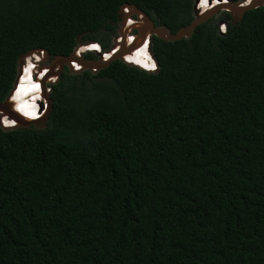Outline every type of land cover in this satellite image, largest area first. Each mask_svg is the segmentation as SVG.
I'll use <instances>...</instances> for the list:
<instances>
[{
	"label": "trees",
	"instance_id": "1",
	"mask_svg": "<svg viewBox=\"0 0 264 264\" xmlns=\"http://www.w3.org/2000/svg\"><path fill=\"white\" fill-rule=\"evenodd\" d=\"M193 2L0 0V101L27 50H106L122 4L173 33ZM221 19L151 35L154 71L146 45L64 68L43 127L0 126V264H264V6Z\"/></svg>",
	"mask_w": 264,
	"mask_h": 264
},
{
	"label": "water",
	"instance_id": "2",
	"mask_svg": "<svg viewBox=\"0 0 264 264\" xmlns=\"http://www.w3.org/2000/svg\"><path fill=\"white\" fill-rule=\"evenodd\" d=\"M198 1L199 0H194L193 2L192 18L189 23L179 27L173 33H170L164 26H161L152 21L146 13L136 8L134 5H120L116 12V16L118 19V26L116 28V31L118 33L117 36L119 37V40H117V36L114 37V39L112 40V44L103 51L104 53L108 54V56H106L107 58L104 60L101 59V55L99 52H92L96 56L94 59L86 60L82 58V52L81 50L79 51L82 43L79 41H77V45L68 55L54 56L52 59L48 60L49 63L45 67L37 68L38 63L41 60L40 58L43 59V57H47V52L45 50L30 49L19 55L17 57L16 73L11 87L8 90L5 98L0 101V126L3 129H6L18 125L24 126L30 123L35 125L38 123V126L40 128L43 127L44 121L46 120L49 109L51 107L49 90L45 85L47 83L51 84L56 82L59 73L64 68H66L71 73L77 72L76 70L72 69V62L78 64L80 66V69L94 68V70L96 71L100 68H103L112 59H119L123 61L124 53H126L127 51H131V49L134 47L141 46L144 41L147 42L148 51L151 55V52L149 50V39L151 35H154L163 40H175L183 37H188L197 24L205 21L207 18H210L211 15L219 8H222L229 14V21L231 24H234L241 19L244 10L258 6H264V0H239L235 2H231L230 0H224V2H222L223 0H215L216 3L214 4H212V0H209V8L205 11H201L197 6ZM123 8H126L127 12L124 13ZM131 15L135 16L134 19L132 18L134 22L128 26H125V19L127 18V16L130 17ZM221 22L222 20H218L216 22V25L220 24ZM132 30H134L132 39H130V41H125V39L127 38V34H129L128 32ZM34 56L40 58L35 60ZM26 58H29V60L33 62L34 66L31 68L29 79H33L38 82L39 91L37 92V94L39 93L40 97L36 100L37 111L40 115L31 119L26 118L25 116H22L18 112H16L12 106L11 101V96L16 88L18 78L22 73L23 63L25 62ZM155 66H157L156 62ZM44 73L46 74L43 76ZM5 120L11 122L10 126H5L3 124Z\"/></svg>",
	"mask_w": 264,
	"mask_h": 264
},
{
	"label": "bare ground",
	"instance_id": "3",
	"mask_svg": "<svg viewBox=\"0 0 264 264\" xmlns=\"http://www.w3.org/2000/svg\"><path fill=\"white\" fill-rule=\"evenodd\" d=\"M212 4L216 3L215 0H212L211 1ZM224 2V0L222 1ZM199 10L201 11H205L206 9L209 8V0H199L198 1V4H197ZM127 36H129L127 34ZM130 39H132V37H127L125 39V41H130ZM119 40V37L118 39ZM133 42V41H131ZM90 42H87L82 44L79 51H85L87 49H94L93 47V44H90L88 45ZM94 43V42H93ZM129 43V42H128ZM145 43L142 44L141 46H137V47H134L131 49V51H127L126 53H124V57L125 59H130V58H133L134 56H136L140 50L144 47ZM105 56H108L107 53H105ZM35 60H37L35 57ZM33 62L29 60V58H26L25 59V62L23 63V68H22V73L20 74L19 78H18V82H17V85H16V88L11 96V101H12V106L14 108V110L16 112H18L20 115L22 116H25L26 118H35V117H38L40 114L36 113V115L34 116L33 114L29 113V112H25L24 110L20 109V108H23L24 105L26 103H32V102H36V100L39 97V93L37 94V92L39 91V87H34L36 85H38V82L35 81V80H30L29 79V76H30V73H31V68L33 67ZM27 69V71H26ZM46 73L43 74V76L45 75ZM23 76H26L27 77V83H23L24 82V78ZM38 96V98H37Z\"/></svg>",
	"mask_w": 264,
	"mask_h": 264
},
{
	"label": "built area",
	"instance_id": "4",
	"mask_svg": "<svg viewBox=\"0 0 264 264\" xmlns=\"http://www.w3.org/2000/svg\"><path fill=\"white\" fill-rule=\"evenodd\" d=\"M123 12L125 13V12H127V9L126 8H123ZM132 18L134 19L135 18V16L134 15H131L130 17L129 16H127V18L125 19V26H128V25H130V24H132L134 21L132 20ZM133 31V30H132ZM132 31H129L128 33V35L129 36H126V37H133L132 36ZM217 31L219 32V33H223L224 31H225V24L222 22V23H220V24H218L217 25ZM118 39V38H117ZM144 43H145V45H146V47H145V50H147V52H148V47H147V42L146 41H144ZM143 43V44H144ZM90 44H93V47H94V49H87V50H83V51H81L82 52V54L84 53V52H88V51H95V50H99V46L96 44V43H89L88 45H90ZM81 47V46H80ZM149 53V52H148ZM147 53V54H148ZM95 55V54H94ZM100 55H101V59L102 60H104V59H106L107 57L105 56V53L102 51V52H100ZM149 55H150V53H149ZM36 59H39L38 57L36 58ZM154 66V64H153V62H152V67ZM71 67H72V69L73 70H76V71H79V70H81L80 69V66L78 65V64H76V63H74V62H72L71 63ZM90 72H95V70H94V68H92V69H88Z\"/></svg>",
	"mask_w": 264,
	"mask_h": 264
},
{
	"label": "rangeland",
	"instance_id": "5",
	"mask_svg": "<svg viewBox=\"0 0 264 264\" xmlns=\"http://www.w3.org/2000/svg\"><path fill=\"white\" fill-rule=\"evenodd\" d=\"M223 12H225V11H224L222 8H219V9H217V10L211 15V18L213 19V21H214L215 23H216L218 20H224V19H221L222 15H223ZM117 26H118V24H117ZM133 32H134V30H133ZM117 35H118L117 31H116L114 34L110 35L109 45L112 44V40H113L114 37H116ZM117 37H118V36H117ZM92 41H93V40H84V41H82L81 43H82V44L87 43V42H91V43H93ZM38 58H40V57H38ZM40 59H41V60L39 61L38 65H37V68H38V67H45V66L48 65L49 61L47 60L46 57H43V59H42V58H40ZM46 89H47V88H46Z\"/></svg>",
	"mask_w": 264,
	"mask_h": 264
},
{
	"label": "clouds",
	"instance_id": "6",
	"mask_svg": "<svg viewBox=\"0 0 264 264\" xmlns=\"http://www.w3.org/2000/svg\"><path fill=\"white\" fill-rule=\"evenodd\" d=\"M222 22L225 24V22H226V20H222ZM221 22V23H222ZM217 26V25H216ZM133 34V33H132ZM94 43H96L98 46H99V50L97 51V50H95V51H88V52H102V51H104V50H102L101 49V46H100V44L98 43V42H96V41H94ZM149 52V51H148ZM150 57H151V55H149ZM124 57V56H123ZM152 58V57H151ZM123 62L124 63H127V64H131V63H129L128 62V60L127 59H125V58H123ZM152 62H153V64H154V66L152 67V69L151 70H146V69H142L141 67H140V69H142V70H145V71H154L155 70V68H156V66H155V61L152 59ZM131 65H133V66H137V65H134V64H131ZM137 67H139V66H137ZM37 98H38V96H37ZM5 126L7 125V126H10V124H11V122H9L8 120H5L4 121V123H3Z\"/></svg>",
	"mask_w": 264,
	"mask_h": 264
},
{
	"label": "snow or ice",
	"instance_id": "7",
	"mask_svg": "<svg viewBox=\"0 0 264 264\" xmlns=\"http://www.w3.org/2000/svg\"><path fill=\"white\" fill-rule=\"evenodd\" d=\"M95 47V46H94ZM26 71H27V69H26ZM34 87H39L38 85H36V86H34Z\"/></svg>",
	"mask_w": 264,
	"mask_h": 264
},
{
	"label": "flooded vegetation",
	"instance_id": "8",
	"mask_svg": "<svg viewBox=\"0 0 264 264\" xmlns=\"http://www.w3.org/2000/svg\"><path fill=\"white\" fill-rule=\"evenodd\" d=\"M132 33H133V31H132Z\"/></svg>",
	"mask_w": 264,
	"mask_h": 264
}]
</instances>
